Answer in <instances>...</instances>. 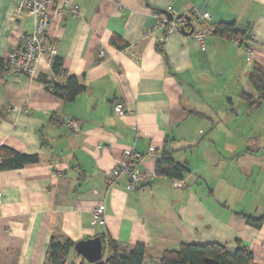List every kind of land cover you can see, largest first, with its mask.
<instances>
[{"label":"crops","instance_id":"1","mask_svg":"<svg viewBox=\"0 0 264 264\" xmlns=\"http://www.w3.org/2000/svg\"><path fill=\"white\" fill-rule=\"evenodd\" d=\"M70 1L80 16L57 18L50 5L47 35L83 91L71 102L54 94L41 80L54 78L44 61L35 78L0 71V147L37 156L0 169V264H42L51 237L95 236L104 237L102 258L108 240L118 252L143 245L144 264L181 244L221 243L246 246L264 264V139H242L264 125V102L249 107L242 98L257 99L248 76L264 70V0ZM14 2L0 0V59L32 28L27 15L13 18ZM168 7L193 29L202 26L195 12L207 11L215 24L246 29L251 42L210 33L201 45L181 30L156 29ZM129 148L142 154L140 170L154 171L169 152L188 171L134 190L124 174L108 185ZM101 201L103 220L94 224ZM83 260L73 249L67 264Z\"/></svg>","mask_w":264,"mask_h":264},{"label":"trees","instance_id":"2","mask_svg":"<svg viewBox=\"0 0 264 264\" xmlns=\"http://www.w3.org/2000/svg\"><path fill=\"white\" fill-rule=\"evenodd\" d=\"M190 19V17H189ZM189 28L185 27L182 32L189 34ZM228 39L236 38L241 43H247L249 36L243 27H237L234 23L217 24L212 32ZM124 48L123 46L120 49ZM3 69V59H0V71ZM51 72L54 78L50 81L41 79L54 93L59 95L65 102L73 101L84 89L73 76H67L61 67V61L56 56L51 65ZM248 80L255 88L258 96L256 100L242 95L243 100L249 107H257L264 102V70L260 66H254L248 76ZM37 161L36 155L18 153L6 147H0V169L19 168L27 163ZM188 171L185 164L176 162L171 153L163 152L155 161V177H167L181 179ZM151 182V181H150ZM149 182V183H150ZM148 183V184H149ZM147 185V184H145ZM142 186V185H141ZM253 221V220H252ZM261 218L256 220L254 225L260 226ZM247 222L252 223L247 218ZM104 241V237H101ZM105 242V241H104ZM72 240H63L51 237L47 244L45 258L42 264H67L69 252L74 249ZM107 253L96 263L83 262L85 264H144L145 248L141 244L134 245L130 250L118 252L116 245L110 240L106 242ZM155 264H254L251 250L246 246H238L234 251H229L224 244H181L177 250H164L160 257L154 261Z\"/></svg>","mask_w":264,"mask_h":264},{"label":"built area","instance_id":"3","mask_svg":"<svg viewBox=\"0 0 264 264\" xmlns=\"http://www.w3.org/2000/svg\"><path fill=\"white\" fill-rule=\"evenodd\" d=\"M56 3L54 13L57 18L72 17L77 18L80 16L78 5L72 3L70 0H15L12 16L18 18L22 15H27L31 18L32 28L28 32H23L19 37L18 45L13 48L9 54L3 59V70L14 74H23L30 78H35L38 73V66L41 61H44L48 66L53 63L55 57V46L48 41L47 29L49 26V6ZM171 12L170 8H166ZM196 20L202 22V26L198 29H193L189 35L196 40L199 44L203 45L206 36L212 33L217 24H215L211 15L207 11L195 12ZM157 22L156 29L167 30H183L185 27L189 28V16L180 15L169 20L164 13L156 14ZM245 33L249 36L247 42H251L252 36L245 29ZM239 41L238 39H236ZM249 53L250 48L246 47ZM127 51L136 61L139 57L136 52L131 48H126ZM104 50L102 49L98 56L102 57ZM117 114L123 112L121 103H115L113 107ZM67 126L74 132L76 131L74 122L69 121ZM153 148L149 147V151ZM142 159V154L132 148L126 149L122 154V162L118 164L109 174L106 179L108 185L116 183L119 176L124 174L128 180L127 188L134 190L141 185L148 184L155 178L154 171L140 170L138 164ZM0 192V197H1ZM105 212L104 202H98L91 210L90 221L94 224L101 223Z\"/></svg>","mask_w":264,"mask_h":264},{"label":"water","instance_id":"4","mask_svg":"<svg viewBox=\"0 0 264 264\" xmlns=\"http://www.w3.org/2000/svg\"><path fill=\"white\" fill-rule=\"evenodd\" d=\"M166 17L171 20L172 14L165 9H160ZM75 251L88 263H96L102 259L104 252V245L99 236L79 240L74 244Z\"/></svg>","mask_w":264,"mask_h":264},{"label":"rangeland","instance_id":"5","mask_svg":"<svg viewBox=\"0 0 264 264\" xmlns=\"http://www.w3.org/2000/svg\"><path fill=\"white\" fill-rule=\"evenodd\" d=\"M263 117H264L263 115H260L259 119H261ZM253 129H254L253 132H243V133L241 132L242 133V139L243 140L252 139V140H260V141H261V139H264V125L263 124L258 123L256 128L254 127ZM248 136H250V137L247 138Z\"/></svg>","mask_w":264,"mask_h":264}]
</instances>
